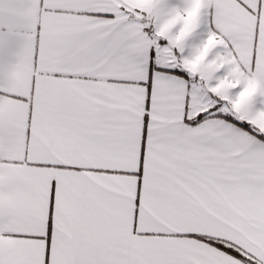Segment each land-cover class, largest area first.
Segmentation results:
<instances>
[{"label":"snow or ice","instance_id":"obj_1","mask_svg":"<svg viewBox=\"0 0 264 264\" xmlns=\"http://www.w3.org/2000/svg\"><path fill=\"white\" fill-rule=\"evenodd\" d=\"M0 264H264V0H0Z\"/></svg>","mask_w":264,"mask_h":264}]
</instances>
